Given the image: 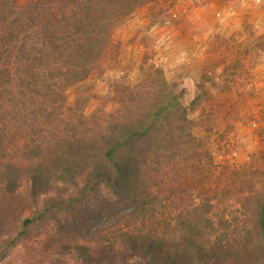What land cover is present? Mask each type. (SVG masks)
I'll list each match as a JSON object with an SVG mask.
<instances>
[{
  "label": "trees",
  "instance_id": "16d2710c",
  "mask_svg": "<svg viewBox=\"0 0 264 264\" xmlns=\"http://www.w3.org/2000/svg\"><path fill=\"white\" fill-rule=\"evenodd\" d=\"M155 1L0 0V200L29 186L36 206L0 264L34 225L74 210L83 211L70 237L77 241L57 253L74 264H264V195L253 190L240 232L225 219L218 230L210 202L191 219L156 218L179 176L173 165L181 158L186 172L197 155L189 108L164 80L127 87L109 113L68 102L66 91L96 72L116 28ZM58 186L65 191L40 199Z\"/></svg>",
  "mask_w": 264,
  "mask_h": 264
},
{
  "label": "rangeland",
  "instance_id": "374dc122",
  "mask_svg": "<svg viewBox=\"0 0 264 264\" xmlns=\"http://www.w3.org/2000/svg\"><path fill=\"white\" fill-rule=\"evenodd\" d=\"M98 67L66 91L70 104L80 100L88 113H109L127 87L161 79L189 108L197 155L186 172L181 173V158L173 165L179 176H171L156 218L169 222L184 213L191 219L210 202L215 227L219 230L225 219L240 232L249 191L264 195V0L146 4L116 28ZM171 189L177 195L168 198ZM64 191L54 187L40 199ZM35 208L29 186L0 200V254L10 249V240ZM82 213L52 215L34 225L1 264H49L55 257L74 264L70 255L57 253L74 247L77 240L70 237ZM45 251L52 257H44Z\"/></svg>",
  "mask_w": 264,
  "mask_h": 264
}]
</instances>
